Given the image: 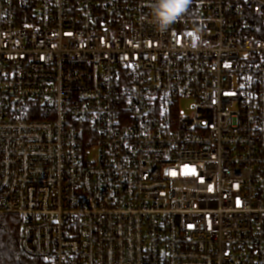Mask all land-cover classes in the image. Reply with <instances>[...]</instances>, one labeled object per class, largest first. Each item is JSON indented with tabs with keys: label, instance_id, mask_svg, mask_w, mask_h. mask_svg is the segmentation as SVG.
Masks as SVG:
<instances>
[{
	"label": "built area",
	"instance_id": "built-area-1",
	"mask_svg": "<svg viewBox=\"0 0 264 264\" xmlns=\"http://www.w3.org/2000/svg\"><path fill=\"white\" fill-rule=\"evenodd\" d=\"M0 0V215L44 264H264V0Z\"/></svg>",
	"mask_w": 264,
	"mask_h": 264
},
{
	"label": "trees",
	"instance_id": "trees-1",
	"mask_svg": "<svg viewBox=\"0 0 264 264\" xmlns=\"http://www.w3.org/2000/svg\"><path fill=\"white\" fill-rule=\"evenodd\" d=\"M19 219L0 215V264H44L26 255L20 248Z\"/></svg>",
	"mask_w": 264,
	"mask_h": 264
},
{
	"label": "clouds",
	"instance_id": "clouds-1",
	"mask_svg": "<svg viewBox=\"0 0 264 264\" xmlns=\"http://www.w3.org/2000/svg\"><path fill=\"white\" fill-rule=\"evenodd\" d=\"M192 0H155L152 5L153 23L163 32L187 11Z\"/></svg>",
	"mask_w": 264,
	"mask_h": 264
}]
</instances>
